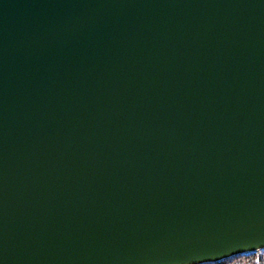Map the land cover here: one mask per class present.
Instances as JSON below:
<instances>
[{"label": "water", "instance_id": "obj_1", "mask_svg": "<svg viewBox=\"0 0 264 264\" xmlns=\"http://www.w3.org/2000/svg\"><path fill=\"white\" fill-rule=\"evenodd\" d=\"M261 249L264 0H0V264Z\"/></svg>", "mask_w": 264, "mask_h": 264}, {"label": "trees", "instance_id": "obj_2", "mask_svg": "<svg viewBox=\"0 0 264 264\" xmlns=\"http://www.w3.org/2000/svg\"><path fill=\"white\" fill-rule=\"evenodd\" d=\"M202 264H264V249Z\"/></svg>", "mask_w": 264, "mask_h": 264}]
</instances>
